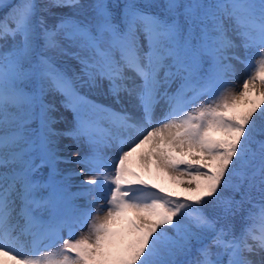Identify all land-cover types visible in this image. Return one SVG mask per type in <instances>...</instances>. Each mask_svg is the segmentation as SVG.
Listing matches in <instances>:
<instances>
[{
    "label": "snow or ice",
    "instance_id": "snow-or-ice-1",
    "mask_svg": "<svg viewBox=\"0 0 264 264\" xmlns=\"http://www.w3.org/2000/svg\"><path fill=\"white\" fill-rule=\"evenodd\" d=\"M3 9L0 264H264V0Z\"/></svg>",
    "mask_w": 264,
    "mask_h": 264
},
{
    "label": "rangeland",
    "instance_id": "rangeland-1",
    "mask_svg": "<svg viewBox=\"0 0 264 264\" xmlns=\"http://www.w3.org/2000/svg\"><path fill=\"white\" fill-rule=\"evenodd\" d=\"M237 69H238L237 75L242 80L243 77H244V75H245L244 74L245 73V69H244L243 65H237ZM233 83H235V82H233ZM81 91L83 92L85 90L82 89ZM91 98L94 99V100H96L99 103H109V101L106 100L105 97H103V96H101L99 94L92 95ZM65 115L68 117V120L69 121L72 120V113L71 112H65ZM61 127H63V126H61ZM71 143H72V141H70V140H62L61 141V144L62 145L63 144H71ZM77 150L78 149L76 148V146L73 145L72 152H69V153H66V154L71 155L73 152H76ZM80 151H81V154H83L84 152L87 151V148L86 147L85 148H82V149H80ZM105 155L106 156H114V155H116V150L115 149H108V150H106ZM62 167L66 168V169L67 168H71L74 171H79L82 166L81 165H62ZM82 179H83L82 176H75V177L72 178L71 183L74 185L72 187V189H71L72 191H76L77 190V188L75 187V185L79 184V182ZM85 230H86V226H85Z\"/></svg>",
    "mask_w": 264,
    "mask_h": 264
},
{
    "label": "trees",
    "instance_id": "trees-1",
    "mask_svg": "<svg viewBox=\"0 0 264 264\" xmlns=\"http://www.w3.org/2000/svg\"><path fill=\"white\" fill-rule=\"evenodd\" d=\"M12 3H17L18 0H11ZM8 9H3V10H0V16H2L5 12H7Z\"/></svg>",
    "mask_w": 264,
    "mask_h": 264
},
{
    "label": "bare ground",
    "instance_id": "bare-ground-1",
    "mask_svg": "<svg viewBox=\"0 0 264 264\" xmlns=\"http://www.w3.org/2000/svg\"><path fill=\"white\" fill-rule=\"evenodd\" d=\"M245 74V73H244Z\"/></svg>",
    "mask_w": 264,
    "mask_h": 264
}]
</instances>
